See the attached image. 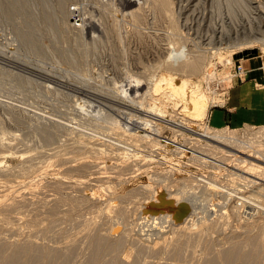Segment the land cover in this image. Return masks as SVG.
Wrapping results in <instances>:
<instances>
[{
    "label": "rangeland",
    "instance_id": "rangeland-1",
    "mask_svg": "<svg viewBox=\"0 0 264 264\" xmlns=\"http://www.w3.org/2000/svg\"><path fill=\"white\" fill-rule=\"evenodd\" d=\"M178 46L196 73L165 63ZM180 79L187 93L173 95ZM194 85L206 112L193 120ZM256 95L264 0H0V249L30 243L51 264H87L100 236L119 241L117 263L148 247L144 264L174 250L176 264H210L251 237L263 250L264 115H236ZM156 191L169 217L143 216Z\"/></svg>",
    "mask_w": 264,
    "mask_h": 264
},
{
    "label": "bare ground",
    "instance_id": "bare-ground-1",
    "mask_svg": "<svg viewBox=\"0 0 264 264\" xmlns=\"http://www.w3.org/2000/svg\"><path fill=\"white\" fill-rule=\"evenodd\" d=\"M189 1V0H186ZM24 5V4H23ZM56 5V4H55ZM185 6V5H184ZM22 7V6H21ZM57 8V7H56ZM54 10V9H53ZM54 12V11H53ZM52 13V12H51ZM134 14V13H133ZM49 16V15H48ZM90 16V15H89ZM50 17V16H49ZM54 17V16H53ZM51 19V18H50ZM23 23V22H22ZM23 30V29H22ZM221 30V29H220ZM219 31V30H218ZM27 32V31H26ZM25 33V31L23 32ZM21 34V32H20ZM254 41V40H253ZM259 42V41H258ZM174 43V42H173ZM174 45V44H173ZM177 45V44H176ZM247 46V45H246ZM171 47V46H170ZM262 49V48H261ZM162 53V52H161ZM169 53V52H168ZM166 54V53H165ZM168 55V54H167ZM198 55V54H197ZM196 55V56H197ZM195 56V55H194ZM193 57V56H192ZM190 62L188 63H181L179 65H176V69L181 70L183 72L192 74V73H196L197 69H198V62L196 58H192ZM224 59V58H223ZM169 68V67H168ZM172 68V67H171ZM184 74V73H183ZM168 85V89L173 93V95H177V96H181L184 95L185 93H187L186 91V82L183 79H180L179 84H175L170 82ZM155 86V85H154ZM160 87V85H158ZM158 86L156 85L154 87V90L157 91ZM197 87V86H196ZM199 88H195V85L192 89H190V93H189V98H188V102H187V117H191L193 120L197 119L198 117H200L202 114L205 115L206 112V105H204V101H205V94H203L201 91H198ZM161 90V89H160ZM81 91V90H80ZM149 93V92H148ZM156 93V92H155ZM187 95V94H186ZM156 107V105H155ZM185 107V105H184ZM133 124V123H132ZM191 124V123H190ZM194 124V123H193ZM194 127V126H193ZM209 132V131H208ZM204 135H207L204 132ZM208 136H211L213 138H222L224 137L222 132H210L208 134ZM147 137V136H146ZM145 137V138H146ZM227 137V136H226ZM225 138V137H224ZM132 139V138H131ZM150 139H152L150 137ZM133 140V139H132ZM115 144V143H113ZM121 146V145H120ZM189 146V145H188ZM192 146V145H191ZM212 147V146H211ZM132 150V149H131ZM186 151V150H185ZM222 152V151H221ZM138 153V152H137ZM194 153V152H193ZM192 153V154H193ZM202 155V154H201ZM227 155V154H224ZM229 155V154H228ZM198 157V155H197ZM201 157V156H199ZM220 157V156H219ZM103 167V166H102ZM36 175V174H35ZM135 175V174H134ZM170 175V174H169ZM34 177V176H33ZM203 178V177H202ZM197 179V178H196ZM73 181V180H72ZM201 181V180H200ZM204 181V180H203ZM27 182V181H26ZM61 182V181H60ZM206 182V181H205ZM207 183V182H206ZM175 184V183H174ZM196 184V183H195ZM209 187L211 186V189L215 188L219 191H225L228 192L227 190L223 189V187H219L217 185H215L214 183L209 182L207 184ZM17 187V186H16ZM19 187V186H18ZM163 187V185H162ZM203 189L205 188L204 186H202ZM262 188V187H261ZM140 189V188H139ZM258 191V190H257ZM256 191V192H257ZM260 191V188H259ZM258 191V192H259ZM262 191V190H261ZM260 191V192H261ZM157 192V191H156ZM163 191H159V193L157 192L156 194V198L153 199V201L150 202H146V204H144V207L142 209L143 212V216L144 217H148L147 215H162L163 216H168L167 214L171 213L173 209V201H171V199L167 198L168 196H165V194H163ZM231 194V193H230ZM172 196V195H171ZM169 196V197H171ZM233 196V195H232ZM243 196V195H242ZM252 196V195H251ZM250 196V197H251ZM174 197V196H173ZM238 198V200L240 199L241 201L245 202L244 197L241 196H235ZM17 199H20V197H18ZM177 199V198H176ZM179 199V198H178ZM234 201V200H233ZM252 205V204H251ZM243 206V205H242ZM256 206V205H255ZM252 207V206H251ZM242 208V207H241ZM250 209V208H249ZM122 210V209H121ZM139 210V209H138ZM141 211V210H140ZM251 212V211H250ZM159 213V214H158ZM155 217V216H154ZM158 217V216H157ZM169 217V216H168ZM167 217V218H168ZM3 218V217H2ZM141 218V217H140ZM166 218V217H165ZM163 218V219H165ZM238 218V217H237ZM147 219V218H146ZM180 219V218H179ZM167 220V219H166ZM240 220V219H239ZM18 221V220H17ZM180 221V220H179ZM172 223V222H171ZM176 223V222H175ZM119 226V225H118ZM264 227V226H263ZM88 228V227H87ZM179 228V227H178ZM86 230V229H85ZM88 230V229H87ZM176 231V230H175ZM85 233V232H84ZM263 233V234H262ZM261 234H258V236L256 237H262V239H264V230ZM88 234V232L86 233V235ZM105 235V234H104ZM103 235V236H104ZM255 235V234H254ZM110 236V235H107ZM113 237V236H112ZM111 237V238H112ZM102 237L100 236V238H93L92 241L89 242V234H88V240L87 243L89 242L90 244H88L87 246L90 245V249L88 250V254L87 256V264H144L145 262L141 261L140 255L142 256H147V254L149 253L150 250H147L146 248L145 251H139L136 255V259H134L135 257L134 254L132 255L131 250L124 253V256L122 257V262L120 261L119 263L115 262V257H116V261L117 260V255L114 257V252H116V242L117 244H119V241L117 240L116 242L114 240H108V239H101ZM108 238V237H107ZM253 238V237H251ZM247 239L246 241L244 240V242H238V244H232L231 245L228 244V246L226 248H220L217 250H213L211 254H210V258L208 259L210 264H233L234 262H236L237 264H264V249H261V244L259 245L257 242V240L255 239ZM86 239V238H85ZM115 239V237L113 238ZM257 239V238H256ZM91 240V239H90ZM174 240V239H173ZM260 240V239H258ZM179 241V240H178ZM264 241V240H263ZM262 241V243H263ZM14 242V241H13ZM32 242V241H31ZM180 242V241H179ZM237 242V241H236ZM27 243V242H26ZM29 243V242H28ZM17 244V243H16ZM25 244V243H24ZM30 244V243H29ZM29 244H28V248L27 246H16L14 247V249L12 248V252L10 251H6V252H10V253H6L4 251H2L0 249V264H51L53 263L51 261L50 258L46 259L45 261L41 260L40 256H41V250L38 247H30L29 248ZM158 244V243H157ZM169 244V243H168ZM177 244V243H176ZM18 245V244H17ZM33 245V244H32ZM120 245V244H119ZM263 245V244H262ZM15 246V245H14ZM74 246V245H73ZM138 246V245H135ZM140 246V245H139ZM156 246V245H154ZM162 246V245H161ZM165 246H167L165 244ZM6 247V246H5ZM154 248V247H153ZM206 248V247H205ZM209 247H207L208 249ZM9 249V248H8ZM139 249V248H138ZM137 249V251H138ZM144 249V247H143ZM151 249V248H150ZM156 249V248H155ZM170 248H168L169 250ZM175 249V247H174ZM116 250V251H115ZM136 250V249H135ZM178 250V249H177ZM44 251V250H43ZM47 251V250H46ZM69 251V250H68ZM152 252H154V249H151ZM150 251V253L152 254V252ZM159 251V250H158ZM162 251V250H161ZM171 251V250H170ZM208 251V252H209ZM48 252V251H47ZM61 252V251H60ZM165 252V251H164ZM167 252V251H166ZM173 252V251H172ZM170 255H168L170 252L168 251L167 255L169 256V260L164 258V260L167 262V264H176L175 262H177V260L179 261V257L180 255L175 253L176 251L174 250V253H172ZM178 252V251H177ZM59 254V252H58ZM62 254V253H61ZM60 254V255H61ZM46 255V254H45ZM152 256V255H151ZM167 256V257H168ZM132 258V259H131ZM146 259V258H145ZM144 259V260H145ZM149 259V258H148ZM168 260V261H167ZM147 261V260H146ZM170 261V262H169ZM78 262V261H77ZM97 262V263H96ZM164 262V261H163ZM166 262L164 264H166ZM205 262H208L207 260H205ZM66 263V259L65 257H63V259L59 260V263L57 264H65ZM147 263V262H146ZM179 263V262H178ZM184 263V262H183ZM203 263V262H202ZM159 264H163V263H159ZM180 264V263H179ZM205 264V263H204Z\"/></svg>",
    "mask_w": 264,
    "mask_h": 264
},
{
    "label": "crops",
    "instance_id": "crops-1",
    "mask_svg": "<svg viewBox=\"0 0 264 264\" xmlns=\"http://www.w3.org/2000/svg\"><path fill=\"white\" fill-rule=\"evenodd\" d=\"M242 89L238 90H234L235 92H232V96H236L238 93H240ZM256 94V93H255ZM254 94H251V96ZM253 97V96H252ZM256 97L258 98V100H255V104H256V109L253 112H247V111H242L241 113H237L236 115L242 116L245 115V119L248 120H252V121H261L263 119V115H264V99H260L257 95ZM246 102H250L251 101V97L250 95L247 96L246 98ZM249 104V103H248ZM223 112V111H222ZM223 116V113H220L219 111L216 112H212V124L213 125H217L220 123V121H222L221 117Z\"/></svg>",
    "mask_w": 264,
    "mask_h": 264
},
{
    "label": "clouds",
    "instance_id": "clouds-1",
    "mask_svg": "<svg viewBox=\"0 0 264 264\" xmlns=\"http://www.w3.org/2000/svg\"><path fill=\"white\" fill-rule=\"evenodd\" d=\"M191 60V54L186 46L173 47L167 57L165 63L170 65H179L181 63H188Z\"/></svg>",
    "mask_w": 264,
    "mask_h": 264
}]
</instances>
